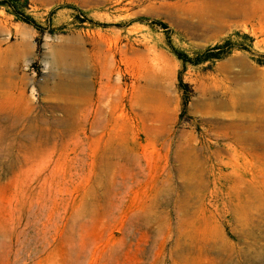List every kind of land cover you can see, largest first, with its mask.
Segmentation results:
<instances>
[{
	"label": "rangeland",
	"instance_id": "obj_1",
	"mask_svg": "<svg viewBox=\"0 0 264 264\" xmlns=\"http://www.w3.org/2000/svg\"><path fill=\"white\" fill-rule=\"evenodd\" d=\"M28 2L41 32L0 8V264H264V65H189L181 117L164 47L264 52V0Z\"/></svg>",
	"mask_w": 264,
	"mask_h": 264
},
{
	"label": "trees",
	"instance_id": "obj_2",
	"mask_svg": "<svg viewBox=\"0 0 264 264\" xmlns=\"http://www.w3.org/2000/svg\"><path fill=\"white\" fill-rule=\"evenodd\" d=\"M74 18L80 22L91 21L92 17L85 11L77 9L73 4H66ZM0 8H3L8 14H11L14 20L23 21L33 25L39 32L42 31V25L38 18L30 10L28 0H0ZM95 24L106 25V22L95 21ZM153 24H159L165 30L167 23L157 19ZM167 32V31H166ZM254 37L247 31L234 29L225 34L219 41L208 44L205 47H181L173 43L169 36L167 43L164 45L179 61L180 66L177 72V83L182 92L180 116L184 117L186 110L185 92L187 83L183 81L182 74L190 65L199 68L204 63L212 64L231 55L235 50H241L249 54V56L258 64L264 65V52H257L254 46Z\"/></svg>",
	"mask_w": 264,
	"mask_h": 264
}]
</instances>
